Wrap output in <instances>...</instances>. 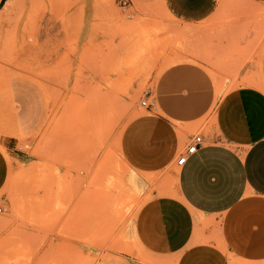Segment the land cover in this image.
<instances>
[{"label":"rangeland","instance_id":"1","mask_svg":"<svg viewBox=\"0 0 264 264\" xmlns=\"http://www.w3.org/2000/svg\"><path fill=\"white\" fill-rule=\"evenodd\" d=\"M209 1L192 20L168 0H0V264L146 262L127 125L151 109L201 134L225 92L264 85V0Z\"/></svg>","mask_w":264,"mask_h":264},{"label":"crops","instance_id":"2","mask_svg":"<svg viewBox=\"0 0 264 264\" xmlns=\"http://www.w3.org/2000/svg\"><path fill=\"white\" fill-rule=\"evenodd\" d=\"M168 1L192 20L212 9L205 0ZM260 72L264 83V52ZM199 135L178 164L195 135L169 117L150 109L123 133L122 153L144 191L133 227L144 264H264V85L225 92ZM8 169L5 157L0 186Z\"/></svg>","mask_w":264,"mask_h":264},{"label":"built area","instance_id":"3","mask_svg":"<svg viewBox=\"0 0 264 264\" xmlns=\"http://www.w3.org/2000/svg\"><path fill=\"white\" fill-rule=\"evenodd\" d=\"M142 104L146 105L147 102L143 101ZM201 142H202L201 135H199V134L195 135L192 138L191 142L189 143V145L187 147V150H186V153H183V154H181L178 157V160H177L178 164H183L186 161V159H187V154L194 153L197 150V148H198V146L200 145ZM2 210H3V205L0 203V212Z\"/></svg>","mask_w":264,"mask_h":264},{"label":"bare ground","instance_id":"4","mask_svg":"<svg viewBox=\"0 0 264 264\" xmlns=\"http://www.w3.org/2000/svg\"><path fill=\"white\" fill-rule=\"evenodd\" d=\"M143 28V27H142ZM135 33H138V32H135ZM139 40V39H138ZM2 56V55H1ZM0 56V57H1ZM136 56V55H135ZM140 56V55H139ZM134 57V56H133ZM2 60V59H1ZM4 60V59H3ZM2 60V61H3ZM7 63V62H6ZM110 72V71H109ZM106 108H108L107 110H106V114H105V111L103 112V115L97 120V122H96V133L97 134H102V131L104 132V129H105V127L107 126L106 125V123H108L109 121L108 120H110V118H109V116H110V114H112L111 113V109H110V106L108 107V105L106 104ZM100 137V136H99ZM92 139V138H91ZM100 139H101V137H100ZM99 139V140H100ZM93 140V139H92ZM73 149V148H72ZM99 150V149H98ZM104 154V153H103ZM125 160V159H124ZM81 170V169H80ZM114 177V176H113ZM100 208V207H99ZM116 209V208H115ZM50 247V246H49ZM73 250V249H72ZM70 261V260H69Z\"/></svg>","mask_w":264,"mask_h":264}]
</instances>
